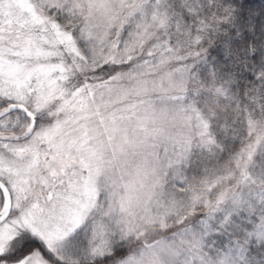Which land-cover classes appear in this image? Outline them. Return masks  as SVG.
<instances>
[{
    "label": "snow or ice",
    "instance_id": "snow-or-ice-1",
    "mask_svg": "<svg viewBox=\"0 0 264 264\" xmlns=\"http://www.w3.org/2000/svg\"><path fill=\"white\" fill-rule=\"evenodd\" d=\"M0 264H264V2L0 0Z\"/></svg>",
    "mask_w": 264,
    "mask_h": 264
},
{
    "label": "trees",
    "instance_id": "trees-1",
    "mask_svg": "<svg viewBox=\"0 0 264 264\" xmlns=\"http://www.w3.org/2000/svg\"><path fill=\"white\" fill-rule=\"evenodd\" d=\"M250 3L254 4V5H258L262 2H264V0H249Z\"/></svg>",
    "mask_w": 264,
    "mask_h": 264
}]
</instances>
